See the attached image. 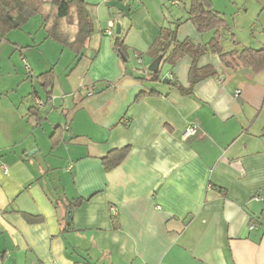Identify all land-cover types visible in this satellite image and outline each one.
<instances>
[{
  "label": "crops",
  "instance_id": "obj_1",
  "mask_svg": "<svg viewBox=\"0 0 264 264\" xmlns=\"http://www.w3.org/2000/svg\"><path fill=\"white\" fill-rule=\"evenodd\" d=\"M83 2L93 31L81 41L72 13L57 18L47 6L33 15L44 42L73 54L63 82L60 62L24 67L13 50L30 47L14 29L33 16L0 31L12 47L0 53L12 64L0 82V264H264V71L225 68L206 52L196 66L215 75L182 92L189 56L163 65L158 81L143 72L175 22L178 42L219 38L220 28L198 32L188 20L191 0L185 16L171 0ZM210 3L225 21V52L264 49L258 28L238 38L229 9ZM116 24L123 54L106 34ZM192 124L197 134L183 139ZM125 148L107 168L104 158Z\"/></svg>",
  "mask_w": 264,
  "mask_h": 264
},
{
  "label": "trees",
  "instance_id": "obj_2",
  "mask_svg": "<svg viewBox=\"0 0 264 264\" xmlns=\"http://www.w3.org/2000/svg\"><path fill=\"white\" fill-rule=\"evenodd\" d=\"M52 6L56 8L57 18H67L72 13L78 22L77 39L83 40L93 29H91V21L88 20L90 14L89 7L84 4L83 0H0V31L6 34L14 29L13 21L17 24L28 21L33 15L41 13L45 7ZM188 20L195 26L198 32H205L225 27L223 17L213 10L210 0H191L188 11ZM92 19V17H91ZM174 26L161 29L159 37L155 40L152 47L151 55L155 59L161 57L164 64L174 66L184 57L189 56L192 59V65L189 70V87L187 89L181 86L178 89L182 92H190L192 87L204 78L215 75L210 68H198L196 66L197 59L204 53H213L219 57V60L225 68L250 67L255 71H264V49L252 50L242 48L240 51L225 52L218 36H214L206 45H197L190 39L178 42L176 39V30L180 22H175ZM114 38V49L117 53L123 54L125 45L123 37L120 34H112ZM143 73L148 75L151 80L158 81L160 71L149 73L147 70ZM127 149H121L117 152L110 153L104 158L107 168L114 167L126 156ZM117 216L112 218L114 227L116 228ZM37 218L28 220L34 221Z\"/></svg>",
  "mask_w": 264,
  "mask_h": 264
},
{
  "label": "rangeland",
  "instance_id": "obj_3",
  "mask_svg": "<svg viewBox=\"0 0 264 264\" xmlns=\"http://www.w3.org/2000/svg\"><path fill=\"white\" fill-rule=\"evenodd\" d=\"M228 2V3H226ZM240 5L232 3L231 0H218L219 6H223L222 10H225L227 7L229 12L232 10H236L237 13L233 15L234 21H232V17H230V13L227 11V15H229L230 23L232 26V32L236 34L238 38L243 40H247L251 33L250 29L252 26L255 29V36L259 38H264V26L260 24V19L264 20V10H256L257 3L252 0H238ZM171 4V3H170ZM180 6L175 8L174 6L168 7L172 13L175 14H182L185 16L186 9L189 7V0H182L180 1ZM222 4V5H221ZM215 6H217L215 4ZM177 7V6H176ZM243 7L247 8V11L244 12ZM56 11H54L55 17ZM260 18V19H259ZM183 22V21H182ZM42 18L39 16H33L27 24L24 23L18 29H14L16 33H19L21 37L27 39V42H30V47L19 48V46H14L13 50L17 53L20 57V60L24 61L23 66L27 65L28 67L31 65L34 68H38L35 65L37 63H41L42 66L45 63H52V62H60L57 66V71L59 75H62V82L66 80L65 72L69 70V64L73 60V54L65 49L63 53H61V46L55 42H44V34L42 27ZM261 28H263V33L261 34ZM225 28H220V36L219 40L227 41L224 37ZM229 38H231L230 33L228 34ZM33 36V37H32ZM9 36H7L8 38ZM42 42V44H40ZM4 48H12L8 39L1 40L0 42V53L3 51ZM7 65H4V63ZM56 63V64H57ZM30 64V65H29ZM35 64V65H34ZM5 66H12L9 59L5 58L2 63L0 64V82L6 81V68ZM27 72V70H26ZM61 90V87L56 82L55 84V93Z\"/></svg>",
  "mask_w": 264,
  "mask_h": 264
},
{
  "label": "built area",
  "instance_id": "obj_4",
  "mask_svg": "<svg viewBox=\"0 0 264 264\" xmlns=\"http://www.w3.org/2000/svg\"><path fill=\"white\" fill-rule=\"evenodd\" d=\"M180 1L181 0H171V6H177L180 3ZM106 34L109 35V36L113 34V28H112V26L110 27V29H108V31L106 32ZM136 58L138 60V63H141V57H140L139 54H136ZM81 88L85 92L86 91L87 92L89 91V89L86 88V87H81ZM92 92L93 91L88 92V95H91ZM237 93H239V92L237 91L236 94ZM36 107H38V108L39 107H42V103L40 101H36ZM196 134H197V126H196V124H192L191 126H189L184 131L182 138L183 139H187L188 137H193ZM257 200H259V199H257ZM109 212H110V215H111L112 218L115 217V216H117V210H116V208L114 206H110ZM254 228H255V225H253V224L250 225V227H249V229H251V230L254 229Z\"/></svg>",
  "mask_w": 264,
  "mask_h": 264
},
{
  "label": "water",
  "instance_id": "obj_5",
  "mask_svg": "<svg viewBox=\"0 0 264 264\" xmlns=\"http://www.w3.org/2000/svg\"><path fill=\"white\" fill-rule=\"evenodd\" d=\"M13 27L16 28L18 27L17 22L13 21ZM115 33L118 35L120 34V25L116 24L115 25ZM165 65L164 62L162 61L161 57H157L155 58L147 67V71L149 73H155L157 71H161L162 66ZM163 83H168L169 81L167 79H164L162 81ZM69 215V214H68ZM69 218V216H67V219Z\"/></svg>",
  "mask_w": 264,
  "mask_h": 264
}]
</instances>
